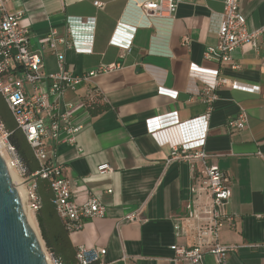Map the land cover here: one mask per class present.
<instances>
[{
	"label": "crops",
	"instance_id": "1",
	"mask_svg": "<svg viewBox=\"0 0 264 264\" xmlns=\"http://www.w3.org/2000/svg\"><path fill=\"white\" fill-rule=\"evenodd\" d=\"M135 1L145 0H10L8 7L10 13L25 12L22 23L31 30V49L43 57L45 73L59 69L55 49L64 53L66 68L75 74L120 66L65 95L66 102L76 104L74 122L84 128L76 146H58L56 163L64 167L76 202L94 196L107 209L106 217L69 233L72 247L105 248V264H190L175 260L172 247L189 248L201 239L213 244L212 199L202 187V162L171 160L170 147L155 140L148 124L169 114L181 122L204 115L202 91L212 71L220 69L247 89L219 88L209 126L208 163L220 168L232 190L221 213L233 222L218 229L217 241L236 247L228 252L227 264H264V41L258 49L247 45L234 52L238 70L220 66L204 54L218 42L224 0H181L172 20L151 18L147 25ZM240 11L251 30L264 27V0H240ZM74 18L83 24L75 26L71 41L91 53L47 40L52 29L69 37L67 20ZM93 89L101 96L91 111L81 101ZM242 110L249 117L245 129L230 130L227 120ZM102 165L111 170L100 173ZM35 184L28 179L29 188ZM138 208L140 221L119 225ZM191 208L197 218H188ZM202 231L208 233L201 238ZM204 264L219 263L206 254Z\"/></svg>",
	"mask_w": 264,
	"mask_h": 264
},
{
	"label": "built area",
	"instance_id": "2",
	"mask_svg": "<svg viewBox=\"0 0 264 264\" xmlns=\"http://www.w3.org/2000/svg\"><path fill=\"white\" fill-rule=\"evenodd\" d=\"M180 1H135L134 7L144 18L143 25H147L151 18L172 20ZM9 4L10 0H0V94L39 164V169L32 177L39 176L49 180L57 215L66 224L69 232L80 231L87 221L106 217L107 209L94 196L86 202H76L73 186L65 177L64 167L56 163L58 146L60 144L76 146L77 137L84 128L82 124L74 122L73 112L76 104L66 102L65 95L69 91H76L82 84L92 82L93 78L99 74L113 72L120 66L118 64L102 65L95 70L75 74L66 68L64 53L55 49L59 69L55 73H45L43 57L31 49V30L29 26L22 23L25 12L10 13ZM95 5L100 6L101 4L96 2ZM90 22L93 23L92 20ZM67 23L70 26L69 37H59L57 30L52 29L47 40L54 45L75 47L81 53H91V48L79 47L75 41H71L75 32L74 28L76 25L83 24L82 19H68ZM216 35L218 42L215 46L207 48L205 58L217 62L220 66H230L238 70L240 67L234 61V52L247 45L258 49L260 40L264 41V27L251 30L248 20L240 11V0H224V10L219 16ZM113 42L119 44L115 39ZM184 43L188 45L189 39L185 38ZM129 46L130 44L127 47ZM212 75V81L206 84L202 91L203 102L207 105L204 115L181 122L175 114H169L165 119L152 120L148 124L155 140L161 146L170 147L171 160H182L188 163L198 160L204 166L202 187L212 199L208 209L211 215L209 230L215 239L212 245L201 239V242L189 248L172 247L176 252L175 260H186L190 264H204L206 254L215 256L219 264H227L228 252L236 248L220 245L217 241L218 229L227 221L233 222V217H225L221 213V208L232 197V190L220 168L208 163L210 155L206 151V144L214 104L218 100L216 91L221 87L246 88V86L223 76L220 69L212 71ZM161 93L173 98L177 95L163 88H161ZM196 93L200 94L199 90L196 89ZM81 104L85 107L83 100ZM248 118L247 112L242 110L237 116L227 120V126L230 130H243ZM0 130L3 132L1 139L7 152L4 158L7 166L19 176L26 178V165L18 155L15 146L10 142L9 134L3 130L2 125H0ZM79 151L82 150L79 149ZM109 170H111L109 165H102L98 168L100 173ZM30 189L26 191V206L28 212L36 218L41 208V200L34 192V188ZM192 191L197 192L198 189L193 188ZM141 212V208L136 209L125 216L119 225L140 221ZM188 218H197L195 209L189 210ZM207 233L202 231L201 238ZM106 254L105 248L80 245L76 248V263L105 264L102 258ZM47 259L49 264H62L51 253Z\"/></svg>",
	"mask_w": 264,
	"mask_h": 264
},
{
	"label": "trees",
	"instance_id": "3",
	"mask_svg": "<svg viewBox=\"0 0 264 264\" xmlns=\"http://www.w3.org/2000/svg\"><path fill=\"white\" fill-rule=\"evenodd\" d=\"M100 92L94 90L89 97L83 98V103L87 109L94 111L95 100L100 99ZM0 125L9 134L10 142L15 146L18 155L27 167L26 178L34 179L36 184L34 192L41 200V208L36 214L37 223L49 253L62 264H77L76 250L72 247L67 226L59 218L54 205V194L50 182L47 179L32 175L39 169V164L23 133L13 119L10 110L0 94ZM51 208L54 214H51ZM45 209V210H44ZM42 210H44L42 212Z\"/></svg>",
	"mask_w": 264,
	"mask_h": 264
},
{
	"label": "water",
	"instance_id": "4",
	"mask_svg": "<svg viewBox=\"0 0 264 264\" xmlns=\"http://www.w3.org/2000/svg\"><path fill=\"white\" fill-rule=\"evenodd\" d=\"M0 264H49L0 152Z\"/></svg>",
	"mask_w": 264,
	"mask_h": 264
},
{
	"label": "bare ground",
	"instance_id": "5",
	"mask_svg": "<svg viewBox=\"0 0 264 264\" xmlns=\"http://www.w3.org/2000/svg\"><path fill=\"white\" fill-rule=\"evenodd\" d=\"M3 150H4V145H3L2 140L0 139V152H1L2 156H3V158H5V154H4ZM8 168H9V171L11 173L12 179L14 180L15 184L18 187V191H19V194L21 196L22 202L25 205V209H26V213H27V216H28V220L31 223V225L33 226V228L36 230L34 219H33L32 215L28 212L27 206H26V200L25 199H26V191L27 190H26L25 187L22 186V183L20 182V178H19L18 174L13 169H11L10 167H8ZM48 262H49V260H48Z\"/></svg>",
	"mask_w": 264,
	"mask_h": 264
},
{
	"label": "rangeland",
	"instance_id": "6",
	"mask_svg": "<svg viewBox=\"0 0 264 264\" xmlns=\"http://www.w3.org/2000/svg\"><path fill=\"white\" fill-rule=\"evenodd\" d=\"M3 132L0 130V139L2 138ZM2 140V139H1ZM4 151V154L5 156L7 155V152L5 151V149L3 150ZM19 176V174H18ZM20 178V182L22 183V186L26 188V190H31L29 187H28V179L25 178V177H22V176H19ZM26 200V199H25ZM28 210V209H27ZM30 213V212H29ZM34 219V223H35V228H36V231L39 235V237L41 238V241H42V244H43V249L45 251V254L49 257V251L48 249L46 248V245H45V242L43 241V238H42V235H41V232H40V229H39V226H38V223H37V219L34 217V215L32 213H30Z\"/></svg>",
	"mask_w": 264,
	"mask_h": 264
}]
</instances>
